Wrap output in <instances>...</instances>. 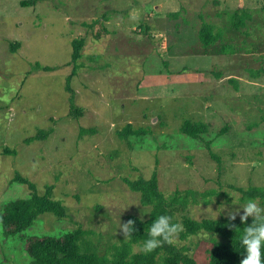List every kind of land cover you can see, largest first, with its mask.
<instances>
[{"label":"rangeland","instance_id":"rangeland-1","mask_svg":"<svg viewBox=\"0 0 264 264\" xmlns=\"http://www.w3.org/2000/svg\"><path fill=\"white\" fill-rule=\"evenodd\" d=\"M25 1L0 0V211L30 196L26 185L13 181L15 173L40 195L52 186L65 216L44 213L24 236L81 228L100 256L111 257L128 241L119 223L128 215L146 219L151 209L132 205L141 204L139 194L123 178L156 172L165 196L197 192L186 210L192 219H215L219 212L212 210L224 205L217 220L235 224L239 216L229 221L226 214L233 208L230 196L242 204L237 189L264 186V0ZM239 8L251 18L235 30L230 18ZM203 24L221 29L222 40L205 48L198 36ZM80 38L70 82L82 111L75 120L65 87L71 41ZM220 44L233 51L220 52ZM185 121L210 124L209 131L192 139L179 131ZM128 123L146 134L120 139ZM41 130L46 138L25 142ZM217 240L200 232L174 243L188 248L197 264H208ZM131 252H142L141 246L132 245ZM0 264H30L23 238L6 237L1 228Z\"/></svg>","mask_w":264,"mask_h":264},{"label":"trees","instance_id":"trees-1","mask_svg":"<svg viewBox=\"0 0 264 264\" xmlns=\"http://www.w3.org/2000/svg\"><path fill=\"white\" fill-rule=\"evenodd\" d=\"M38 0H27V6L36 5ZM25 5V6H26ZM176 16V14H173ZM251 15L248 10L239 8L233 12L230 18V24L235 30H239L250 20ZM148 27L145 28L147 31ZM144 31V30H143ZM201 44L208 48L216 42L222 40L221 29L213 32V26L203 24L198 31ZM72 52L71 60L67 66H72V72L66 79V91L69 93V115L75 120L82 116V111L75 105L74 91L70 86L71 79L77 69V61L81 57L84 45V39H73L71 41ZM221 45V46H220ZM220 52L226 53L233 51L231 45L220 44ZM18 43L10 45L12 51H16ZM166 65V62H163ZM34 69L51 71L49 67H41L39 64L34 65ZM261 71L253 72L252 76H257ZM217 76V75H216ZM264 120V117L261 118ZM253 125H249L251 128ZM210 128V124L203 122L185 121L179 127L180 133L192 138L203 139ZM84 131V130H81ZM227 132V129L221 131ZM146 134L142 128L135 129L130 123L118 132V137L128 142L129 137H140ZM47 137V132L41 130L33 137L25 140L26 143L34 140H41ZM209 148V141L205 142ZM6 155H16L15 150L8 148L3 149ZM209 154L219 163V158L211 151ZM14 182L26 185L30 191L28 198H16L4 203L0 211V228L6 237H20L24 240V250L30 260V264H197L196 261L188 255L189 249L177 246L175 243H162L160 247L152 252H131L132 245H140L148 238V228L155 217L161 214H167L173 217V222H182L184 231L179 234V240H186L190 236L197 235L200 232L214 233L220 237L215 241L209 250L208 264H240L244 258L243 249L237 243V231L230 229L226 220L202 219L196 221L186 214L190 203L196 202V193L194 190H175L170 195L165 196L158 187L156 172L150 178L139 177L135 180L123 178V182L132 192L139 194L140 203L144 206L151 207V214L146 219H140L134 215H128L126 222H134L135 231L126 243L121 247L114 248L111 257L100 256L95 248L85 240L87 231L81 228L72 231L60 233L58 235L43 236H24V232L33 224L38 216L44 213H51L57 218H63L66 214L64 205L52 197V186H46L43 194H38L35 185L28 179L15 173ZM242 193L241 200L258 199L264 202V186H249L247 189H237ZM205 196L204 194H200ZM252 218L249 217L246 224H241L240 219L233 224L235 227L243 228L251 225ZM23 234V235H22Z\"/></svg>","mask_w":264,"mask_h":264},{"label":"clouds","instance_id":"clouds-1","mask_svg":"<svg viewBox=\"0 0 264 264\" xmlns=\"http://www.w3.org/2000/svg\"><path fill=\"white\" fill-rule=\"evenodd\" d=\"M230 197H232L233 208L226 213L229 221H235L237 216H239L240 223L243 225L246 224L249 217L252 218L251 225L242 229L235 227L232 223L227 225L230 229L237 231V243L244 253V258L240 264H264V206H261L257 199H248L240 204L235 201L233 196ZM132 205L142 204L133 203ZM221 206L216 211L211 208L213 213L219 212V215L215 217L216 220L217 217L225 212V206ZM142 207L144 212V205ZM118 230L124 236V239H131L135 231L134 222L131 220L126 223L120 222ZM183 231L184 225L182 222H173L172 216L161 214L151 222L148 228V238L142 242L141 249L147 253L157 249L162 243L172 244Z\"/></svg>","mask_w":264,"mask_h":264},{"label":"crops","instance_id":"crops-1","mask_svg":"<svg viewBox=\"0 0 264 264\" xmlns=\"http://www.w3.org/2000/svg\"><path fill=\"white\" fill-rule=\"evenodd\" d=\"M164 75H165V74H164ZM207 79L209 80V77H208ZM214 80L219 82V81H221L222 79H219V80H217V79H214Z\"/></svg>","mask_w":264,"mask_h":264}]
</instances>
